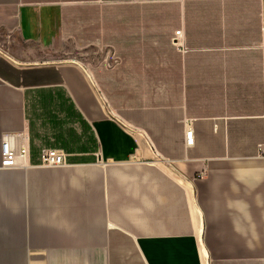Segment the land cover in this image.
Instances as JSON below:
<instances>
[{
  "label": "crops",
  "instance_id": "0c3cea01",
  "mask_svg": "<svg viewBox=\"0 0 264 264\" xmlns=\"http://www.w3.org/2000/svg\"><path fill=\"white\" fill-rule=\"evenodd\" d=\"M6 134L0 264H264V0H0Z\"/></svg>",
  "mask_w": 264,
  "mask_h": 264
},
{
  "label": "built area",
  "instance_id": "2783aa9c",
  "mask_svg": "<svg viewBox=\"0 0 264 264\" xmlns=\"http://www.w3.org/2000/svg\"><path fill=\"white\" fill-rule=\"evenodd\" d=\"M182 35V30H179L176 33V36L173 38L174 45L185 48V45L182 41L179 40V37ZM186 131L185 137L188 145L195 144L194 138V129L192 122L189 120L185 123ZM2 153H1V168L2 169H11L15 168L20 164V160L24 159L29 154V149L23 147L21 150L16 148L13 145L12 135L6 134L2 140ZM41 165L47 167L54 166H63L67 164L66 154L63 150L59 148H47L43 149L40 154Z\"/></svg>",
  "mask_w": 264,
  "mask_h": 264
},
{
  "label": "rangeland",
  "instance_id": "374dc122",
  "mask_svg": "<svg viewBox=\"0 0 264 264\" xmlns=\"http://www.w3.org/2000/svg\"><path fill=\"white\" fill-rule=\"evenodd\" d=\"M60 55H58L60 58H62V59H67V57H70V53H67V54H65V53H59ZM57 56V57H58ZM43 57H47V55L43 52ZM43 149H47V148H42V150ZM42 150H41V152H42Z\"/></svg>",
  "mask_w": 264,
  "mask_h": 264
}]
</instances>
